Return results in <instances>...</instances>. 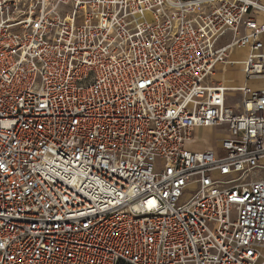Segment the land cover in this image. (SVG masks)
Listing matches in <instances>:
<instances>
[{"label": "built area", "instance_id": "obj_1", "mask_svg": "<svg viewBox=\"0 0 264 264\" xmlns=\"http://www.w3.org/2000/svg\"><path fill=\"white\" fill-rule=\"evenodd\" d=\"M259 80L264 0H0V264H264Z\"/></svg>", "mask_w": 264, "mask_h": 264}, {"label": "rangeland", "instance_id": "obj_2", "mask_svg": "<svg viewBox=\"0 0 264 264\" xmlns=\"http://www.w3.org/2000/svg\"><path fill=\"white\" fill-rule=\"evenodd\" d=\"M235 51L233 53V57ZM219 74V71H217ZM224 78H232L236 83L240 81L241 71L239 66L236 65L231 69H224V72L221 74ZM253 85H257V82H252ZM223 135V132L220 128H210V129H199L195 131V135L192 141L187 142L188 146H191L195 149H204L207 148V145L213 143L211 147L217 145L218 139ZM189 192L184 196L186 197L193 190V186L187 187Z\"/></svg>", "mask_w": 264, "mask_h": 264}, {"label": "crops", "instance_id": "obj_3", "mask_svg": "<svg viewBox=\"0 0 264 264\" xmlns=\"http://www.w3.org/2000/svg\"><path fill=\"white\" fill-rule=\"evenodd\" d=\"M243 54L244 52L243 51H235V57L236 58H242L243 57ZM231 69V68H229ZM222 73H217L215 78L216 79H219L222 75ZM240 81H241V78H240ZM240 81L238 83H240ZM252 82H257L258 84L257 85H253ZM237 83V84H238ZM250 86H254V87H264V80H259V81H250L248 82ZM240 98V95L238 93H230L229 94V97H228V103L232 104L234 103L235 101H237L238 99ZM199 130V129H198ZM213 143H210L207 145V148H210L212 146Z\"/></svg>", "mask_w": 264, "mask_h": 264}]
</instances>
